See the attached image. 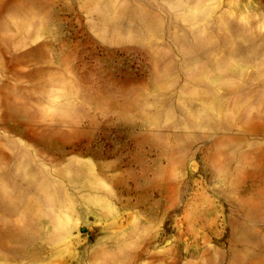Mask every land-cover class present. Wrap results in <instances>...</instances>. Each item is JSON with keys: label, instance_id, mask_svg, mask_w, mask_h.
Here are the masks:
<instances>
[{"label": "rangeland", "instance_id": "obj_1", "mask_svg": "<svg viewBox=\"0 0 264 264\" xmlns=\"http://www.w3.org/2000/svg\"><path fill=\"white\" fill-rule=\"evenodd\" d=\"M0 264H264V0H0Z\"/></svg>", "mask_w": 264, "mask_h": 264}]
</instances>
